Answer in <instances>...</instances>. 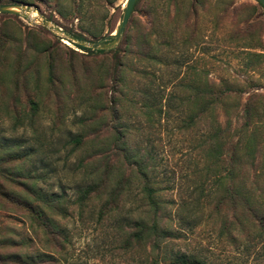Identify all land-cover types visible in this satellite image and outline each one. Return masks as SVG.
<instances>
[{
	"label": "rangeland",
	"instance_id": "374dc122",
	"mask_svg": "<svg viewBox=\"0 0 264 264\" xmlns=\"http://www.w3.org/2000/svg\"><path fill=\"white\" fill-rule=\"evenodd\" d=\"M128 2L0 0V264H264V3Z\"/></svg>",
	"mask_w": 264,
	"mask_h": 264
},
{
	"label": "trees",
	"instance_id": "16d2710c",
	"mask_svg": "<svg viewBox=\"0 0 264 264\" xmlns=\"http://www.w3.org/2000/svg\"><path fill=\"white\" fill-rule=\"evenodd\" d=\"M138 1V0H137ZM136 1V3H137ZM153 1V0H152ZM135 3V4H136ZM111 41L110 39H107L104 41V43H107ZM78 47H80L81 49H84L86 50L87 52H104L106 50L104 49H93V48H88L84 45H81V44H77ZM227 88V86H225ZM224 87V88H225ZM223 88H220L218 89L217 91H223L222 90ZM227 90H230L229 88H227ZM216 90H206V92H202L200 93L199 95V99H198V102L197 100H194L193 101V104L195 105H199V109L198 111L196 112V114H193L192 115L190 114L189 115V119L187 120V123L188 125H193L195 122H196V118L199 117V116H202L203 115V111L208 109L210 104L213 105V103H219V95L217 94ZM208 99V100H206ZM35 105V104H34ZM256 106L254 105V103H251L249 102L248 104H246V107H245V112H244V116L246 117V123L248 124L250 121L249 119H251V117H253L254 113H255V109ZM189 125V126H190ZM219 129H220V126H219ZM227 129H229V127L227 126L226 129H220V131L222 132V130H224L223 132H226ZM215 135H218L217 134V131L215 132ZM81 139L80 137L76 138L75 141L79 142ZM93 191V189L89 188L87 191H85L84 196H88L91 192ZM145 192H148L147 194V197L148 199L151 201V204L153 205V208L155 209V211L157 212V206H155L156 204V199H154V190L152 187H149V186H146L145 187ZM36 202H38L39 204H41L42 206L45 205L46 207H50L52 204V200H48L44 197V195H42L41 193L39 194V196H37V200ZM41 212V216H43L44 218L45 217V214H44V211L43 210H40ZM157 223H159L157 220H155L151 226H147L146 224H140V223H137V232L135 233V237L137 239V241H141L144 236L146 235H149L150 233L154 234V235H158V225ZM170 264H205L199 260H197V258L193 257V256H180L179 258H172L170 259Z\"/></svg>",
	"mask_w": 264,
	"mask_h": 264
},
{
	"label": "water",
	"instance_id": "95a60500",
	"mask_svg": "<svg viewBox=\"0 0 264 264\" xmlns=\"http://www.w3.org/2000/svg\"><path fill=\"white\" fill-rule=\"evenodd\" d=\"M136 0H129L128 2V6H127V9H126V14H125V17L123 19V23H122V27L125 25V23L127 22L128 18H129V14L133 8V4L135 3ZM261 2L264 3V0H260ZM30 8L29 7H22V6H18V5H0V13L1 12H10V13H17V12H21V11H29ZM78 42H80V44H84V41L82 39H77ZM94 48H97V47H105L106 46V43H100V42H97V43H94L92 45Z\"/></svg>",
	"mask_w": 264,
	"mask_h": 264
}]
</instances>
